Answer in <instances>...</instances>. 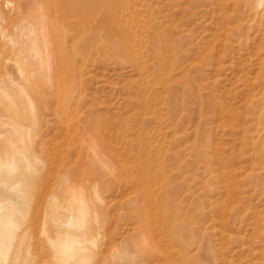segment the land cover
<instances>
[{
    "label": "rangeland",
    "instance_id": "1",
    "mask_svg": "<svg viewBox=\"0 0 264 264\" xmlns=\"http://www.w3.org/2000/svg\"><path fill=\"white\" fill-rule=\"evenodd\" d=\"M20 1L0 0V118L24 126L22 149L0 152L29 150L34 169L8 176L26 178V216L7 264L60 263L74 192L96 240L82 264H264V0H26L75 47L17 85L13 41L40 25Z\"/></svg>",
    "mask_w": 264,
    "mask_h": 264
},
{
    "label": "bare ground",
    "instance_id": "2",
    "mask_svg": "<svg viewBox=\"0 0 264 264\" xmlns=\"http://www.w3.org/2000/svg\"><path fill=\"white\" fill-rule=\"evenodd\" d=\"M78 2H79V0H63L64 4L70 3V4L74 5ZM92 2L93 3L91 4V6H92V8L94 7L93 8V10H94V9H97L96 7H100L99 4H97V3H101L102 0H100V2H99V0H92ZM27 4L28 3L26 0L20 1V5L21 6L24 5L26 8V10L25 9H22V11L19 10L20 13L22 14V16H26V18H28V19L29 18L30 19L31 18H34V19L38 18L40 25L38 24L39 25L38 27L32 26L30 28L29 26H26L24 24V22L22 21L23 24L21 26V30L25 31V33H23L22 38L17 39V40L15 39L13 41V42H15L14 45H15L17 51L15 50V59L10 58L7 61L8 63L6 65V68H7L6 74L8 75L7 78H9V81L12 83H15L17 85L28 83L29 80L32 78V75L34 74L33 69H35L37 67L39 69L40 68H46V67L50 68L52 64H57V63L63 62L64 59H66V56H67L69 49L73 48V46L75 45L74 42H72V44L68 43L70 41L69 38L64 39L63 41L56 40L57 38L55 37V34H54L55 29L53 28V24L55 25L54 22H56L58 16L55 13H54V17H53L46 11L47 9L45 8V6H40V9H37V7H34V6L32 7V5L30 6L29 4H28L29 6H27ZM53 4H55V3H53ZM56 6H58V5H56ZM102 7L105 8V5ZM57 10H59V9H57ZM90 12L91 11L88 12V10H86V11L80 12V14H82L83 18H86L92 14ZM111 12H112L111 10H107L105 12V16H106L104 19L105 21H107L109 18H111ZM73 13H75V14H72V16H75L74 18L77 21L76 24H78V22H79L78 18H80V15L77 12H73ZM51 17H53V19ZM23 20H25V18ZM77 27H78L77 28L78 31L83 30L84 29V23L82 22ZM68 46H69V48H68ZM12 47H13V45H12ZM13 60H15V61H13ZM27 66L35 67V68H30V69L27 68V70L24 71V67H27ZM36 72H37V70H36ZM6 74H4V75H6ZM4 77H6V76H4ZM20 89H21V87H20ZM21 93H23V92H21ZM24 94H25L24 96L28 95L25 92H24ZM22 99H24V98H22ZM26 100H27V98H26ZM27 101H29V100H27ZM64 102H65V100H64ZM29 103L31 104V102H29ZM20 104H22V103L20 102ZM26 104H27V102H26ZM59 106H60V104H59ZM4 107H5V105H4ZM10 112H12V111H10ZM8 114L11 115L10 113H8ZM4 118H6V117H4ZM24 118H25V115H24ZM67 118H69V117H67ZM76 118H77V116H76ZM10 119H11V121L5 122L0 118V126L9 127L10 129H13V132L15 134L7 135L6 133L0 132V138L1 139L5 138V140H7V142H9L7 144L9 145V147L11 149H16L18 146V140L16 137V136H18V135H16L18 133H16V132L18 131V129H24V126L21 123H19L18 121H16L15 119H13V120H12V118H10ZM68 120L69 119H67L66 121H68ZM70 120H71V122L68 123L69 129H82L81 126L75 122L73 116L70 117ZM88 122L90 123V125L88 126V124H87V126H86L87 129H97L96 120L95 121L89 120ZM27 125L25 127H28ZM82 126H84V125H82ZM28 128H26V129H28ZM0 129H1V127H0ZM83 129H85V126ZM87 141H89V140H87ZM7 148L8 147H6L4 149L6 150ZM19 149H22V148L20 147ZM5 150H4V152H5ZM12 151L10 153L0 152L1 154H5V155H0V193L2 192V194H3L4 191L5 192L12 191V193L14 192V195L11 194L10 196L9 195L5 196V194L1 196V194H0V264H7L9 262L10 253L13 249L12 246H14V242L18 237V233L23 226V218L26 216V210L24 208V205H26V202H25V199H26L25 193L26 192L23 190V185H24L23 183H26L25 182L26 178L24 177L21 179V177H20L19 180H12V179H9L8 176L12 177L11 174L13 172H16L21 164H22V166L25 164L26 174L31 172L34 169V163L31 159L32 158L30 156L31 152L29 150L27 152H25V151L22 152V151H17V150H16L17 152H14L15 150L13 152ZM94 154H96V152H94ZM27 175H29V174H27ZM16 179H18V178H16ZM23 192H25V193H23ZM3 196H5V197H3ZM23 196H25V199ZM69 204H70L69 207L66 210H64L63 212L61 210L59 212H57V213L61 212V215L59 214L61 220H58L59 230L57 232L59 234H58L57 238L54 239L56 241H53V242H55L56 243L55 245H57L56 252H57V257L59 259L58 262H60L59 264H82L84 262L89 261V258L91 257L89 244L96 243L95 242L96 240L95 239H87L84 236V234H86V233H84V231H85L84 228H85L86 222H88L87 217H88V213H89V208H88L87 202H85L84 199L80 198L77 195V193L74 192L73 194L71 193V198H70ZM56 216H58V215H56ZM47 240H49V239H47ZM22 258H23V256H22ZM24 261H25L24 259L20 258V260L17 261V264H25Z\"/></svg>",
    "mask_w": 264,
    "mask_h": 264
}]
</instances>
